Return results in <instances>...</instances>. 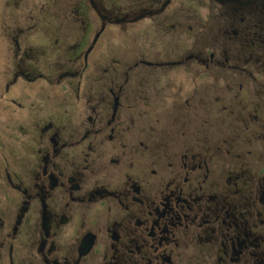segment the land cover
I'll return each mask as SVG.
<instances>
[{
    "label": "flooded vegetation",
    "instance_id": "af4514ba",
    "mask_svg": "<svg viewBox=\"0 0 264 264\" xmlns=\"http://www.w3.org/2000/svg\"><path fill=\"white\" fill-rule=\"evenodd\" d=\"M3 1L0 264H264V0ZM138 20L173 51L93 59ZM20 79L60 93L22 103Z\"/></svg>",
    "mask_w": 264,
    "mask_h": 264
},
{
    "label": "rangeland",
    "instance_id": "374dc122",
    "mask_svg": "<svg viewBox=\"0 0 264 264\" xmlns=\"http://www.w3.org/2000/svg\"><path fill=\"white\" fill-rule=\"evenodd\" d=\"M101 1L107 8H111V7L119 8L123 4L122 0H101ZM180 1L186 2V0H180ZM4 8L6 9L4 10ZM67 12L69 13V11ZM6 13H9V10H7L4 1L0 0V14H1L0 22L6 23L10 21L9 19L10 17L7 16ZM89 15L95 20L96 23H98L97 19L99 17L95 12L91 11ZM81 18L87 20V17L83 15L81 16ZM67 20H69V27L72 29V24H74V21L70 14L65 15V21ZM56 25H57L56 21L52 20L51 22L50 20L48 27H46L44 31H40L39 33H37L38 38L43 44H49L50 42H53L54 39L58 38L57 37L58 33L60 36L59 31H61L62 29L59 28L58 31ZM171 34L173 36L176 35V33H165L157 26L152 24L146 25L145 20H138L125 27H123L120 24H111L106 27V30L101 38V42L97 45V47L93 51L92 57L94 60L102 63V67L103 65L105 67H108L107 63L112 64L113 62L115 63L116 61L125 63L126 60L136 58L141 54H144L148 58L149 56L156 55L155 53L158 52H161L162 54L165 52H172L173 49L171 48L173 47H171V45H173L174 42H176V40ZM45 49L47 53L44 56L43 61H41V64L43 65L47 64L49 66H52V64H55L56 61L60 60L57 58L52 48H48V49L45 48ZM12 56H13V46L8 39V32H6L4 29L0 27V92L4 86L8 74L11 71L12 66L10 62L12 60ZM201 80L202 78L201 79L199 78L197 82L199 83ZM136 81L142 83V84L140 83L138 87H140V89L143 88L146 91L145 94H148L151 98V90H149V88L151 87L152 89V87H154V83L157 81L153 80L151 76L147 80L138 79ZM177 81H179V78L177 79ZM43 85H45L48 88H51L53 93H60V87L56 85L46 84L42 80H38L36 82H28V80L20 79L17 84L12 86L11 94L14 97H16V99H18L20 102L27 103L26 94H28V88L30 93L32 94V98L33 97L35 98L34 95H36V93H38L42 89ZM49 100H50L48 102L49 106H53L54 103L55 105L57 104V102L54 101L55 100L54 97H52ZM3 103H4L3 101L0 102V104ZM7 119L9 118H7L6 113L0 111V121ZM2 127L3 126H1V128Z\"/></svg>",
    "mask_w": 264,
    "mask_h": 264
}]
</instances>
